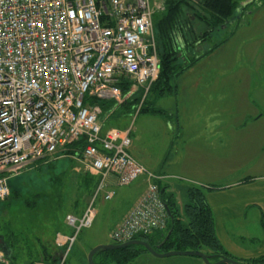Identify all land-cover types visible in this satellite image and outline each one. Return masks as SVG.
<instances>
[{
  "label": "built area",
  "instance_id": "built-area-1",
  "mask_svg": "<svg viewBox=\"0 0 264 264\" xmlns=\"http://www.w3.org/2000/svg\"><path fill=\"white\" fill-rule=\"evenodd\" d=\"M164 9L163 0H0V202L18 172L53 160L73 142L83 144L81 170L99 178L83 213L66 215L72 235L57 234L56 264H65L77 234L93 224L94 199L114 196L111 178L116 186L146 179L111 230L114 243L167 227L159 183L171 177L139 163L129 152L130 130L104 128L96 103H122L157 80L153 20ZM8 263L0 248V264Z\"/></svg>",
  "mask_w": 264,
  "mask_h": 264
},
{
  "label": "rangeland",
  "instance_id": "rangeland-1",
  "mask_svg": "<svg viewBox=\"0 0 264 264\" xmlns=\"http://www.w3.org/2000/svg\"><path fill=\"white\" fill-rule=\"evenodd\" d=\"M194 11L199 12L195 6L190 9L183 7L182 14L188 22L182 18V25L191 28L197 35L204 27L195 18ZM155 15L156 20L161 17V13L156 12ZM237 23L224 31L227 35L224 43L206 54H200L199 59L191 65L194 66L191 71H187L191 68L188 67L173 79V86L178 88L177 96L172 92L173 89L163 92V95L160 92L158 96L156 89H152L141 104L136 99L134 111L125 112L126 105L133 102L135 96L142 97L141 92L126 98L122 103H113L109 110L100 108L104 128L111 126L130 130L131 151L137 159H142L147 168H156V171H164L172 176L180 167L174 163V157L177 152L178 155L182 152V156L185 152L182 151L181 140L174 137L176 129L171 128L167 115H175L176 108L179 115L195 110V106L204 103L202 98L206 95L210 101L216 99V95L212 98V95L204 93L208 88L206 80L220 79L219 95L223 108H236L239 111L255 106V99L253 94H249L251 91H248L247 84L237 82L241 77L252 78L255 82L264 80V4L256 8L249 6ZM211 44L212 41L206 43L207 46ZM194 50L198 49L194 47ZM188 52L184 57H187ZM230 78H235L234 85L227 83ZM229 88H233L230 90L231 95H227ZM144 107L161 109V112H146L143 111ZM78 156L62 151L57 157L54 156L53 161L38 167L28 165L9 180L10 194L0 202V241L6 240L11 247L15 264H29L31 260L40 262L44 251L51 254L56 250L54 243L58 233L72 235V227L66 223L65 217L67 214L80 216L83 213L92 198V184L98 178L81 170ZM181 163L184 165L185 159ZM142 182L143 177L140 176L128 185L114 187L112 198L104 200L98 195L94 199L93 224L77 234L64 256L65 264H88L90 249L112 242L110 232L136 201L142 190ZM168 182L170 186H176L177 207L182 210L188 200L184 196V189L192 184L186 181L180 183L178 178L169 179ZM145 254H138L128 264H189L190 259H196L189 255H171L151 260L150 255ZM96 255L94 262L99 260V254Z\"/></svg>",
  "mask_w": 264,
  "mask_h": 264
},
{
  "label": "crops",
  "instance_id": "crops-1",
  "mask_svg": "<svg viewBox=\"0 0 264 264\" xmlns=\"http://www.w3.org/2000/svg\"><path fill=\"white\" fill-rule=\"evenodd\" d=\"M208 42L196 44L194 47L198 49L197 51L193 52L194 47L190 48L187 57L183 58L185 62L191 61L193 56L199 59L200 54L209 52L211 45L207 46ZM191 65L187 71H191L194 67ZM228 80L229 85H234L236 82L235 78ZM206 81L208 88L204 93L212 95V98L216 95V99L210 101L206 95L202 98L204 103L195 106V110L179 115L176 108L175 115L172 113L167 115L170 117L168 122L171 128L176 129L174 137L181 140L180 144L185 154L184 156L182 152L180 155L178 152L175 154L174 163L180 167L173 172L171 178L160 182L162 196L171 195L174 208L182 214L184 205L182 210L177 207L175 197L176 194L178 195L177 188L175 185L170 186L169 179L178 178L180 183L186 181L192 184L186 186L184 196H187V188L202 187L212 213L216 238L225 251L243 260L262 257L264 256V80L259 79L255 82L252 78H239L237 84H247L248 91H251L249 94H253L255 99L253 101L255 106L239 111L236 108L222 107L219 95L220 79L211 78ZM177 89V86H174L172 91L176 96ZM231 89L233 88L228 89L227 95H231ZM129 152L143 164L142 159H137L132 153L131 147ZM184 159L183 165L181 161ZM228 162H231L229 166ZM146 169L154 174L168 175L164 171H156V168L152 170L146 167ZM141 177H143L142 190L138 197L146 188V179L144 176ZM114 187H116L114 178H111L110 188L114 190ZM58 252L56 248L54 254L57 258ZM145 253L150 255L148 252ZM160 258L150 255L151 260ZM99 261L100 257L95 263ZM188 262L203 264L198 258L190 259Z\"/></svg>",
  "mask_w": 264,
  "mask_h": 264
},
{
  "label": "trees",
  "instance_id": "trees-1",
  "mask_svg": "<svg viewBox=\"0 0 264 264\" xmlns=\"http://www.w3.org/2000/svg\"><path fill=\"white\" fill-rule=\"evenodd\" d=\"M243 2H245V0L164 1L165 9L164 11L159 12L161 13V17L156 20L157 15H155L153 20L154 35L160 61V73L157 80L152 83L151 90L156 89L155 93L157 96L160 92L162 94L165 91H171L174 88L173 79L179 75L180 72L188 68L194 61L198 60V58L193 56L191 61L185 62L183 55L186 54L187 50H190L191 47L205 41H212L209 50L224 43L227 39V35H225L226 33L224 31L229 26H236L238 24L237 21H239L242 15L246 13L249 6L256 8L258 5L264 4V0H251L243 6ZM193 6L199 10V12H193L195 18L204 27L197 35L192 32L191 28L182 25V18H184L182 14L183 7L190 9L193 8ZM185 21L188 22V20L184 18V22ZM134 98L135 100L133 102L126 105L127 109L125 112H131L136 109V99H139L140 101L141 97L135 96ZM96 103L102 110L104 109L106 111L109 110L114 102L110 103V101L106 100H96ZM144 108L145 110L143 111L146 112L150 111L156 114L161 112V109L154 107H148L147 109L146 107ZM82 146V142H73L69 145L67 152L77 156L81 152ZM51 161L53 160L47 161V163ZM40 164H43V162L37 161L32 165L38 167ZM95 184L94 181L92 189ZM186 191L188 201L183 206L182 214H180L177 208H174L173 197L171 195H163L169 213L168 224L163 232H156L150 236L142 234L136 238L143 239L159 253L176 250H194L212 255L213 257L210 262L216 261L220 257L225 256L233 260L235 259L242 264H264V256L243 260L237 259L226 252L216 238L215 229H213L212 213L210 207L207 205L204 189L196 186L189 187ZM182 217L184 219H182ZM2 246H4L9 252L7 256L9 261L8 264H15L11 247L6 240L5 242L2 241L0 243V248H2ZM142 252L147 251L143 246L141 247L139 245H131V247L119 248L118 250H108L107 252L97 253L99 254L100 261L95 264H128V262ZM57 260L56 254H50L47 251H44L43 255L40 256V261L46 262L47 264H56ZM34 261L35 260L29 261V264L34 263Z\"/></svg>",
  "mask_w": 264,
  "mask_h": 264
},
{
  "label": "water",
  "instance_id": "water-1",
  "mask_svg": "<svg viewBox=\"0 0 264 264\" xmlns=\"http://www.w3.org/2000/svg\"><path fill=\"white\" fill-rule=\"evenodd\" d=\"M251 0H245V2L242 3L243 6H245L247 3H249ZM1 243V241H0ZM131 245H139L143 246L144 249L150 254V255H155L157 257H165V256H171V255H183V256H194L198 259H201L205 264H242L241 262H238L237 260L230 259L228 257L222 256L216 261L210 262L212 259V255H208L206 253H203L201 251H194V250H188V251H165L163 253H159L156 251L155 248H153L151 245H149L147 242H145L143 239H132L128 242L124 243H119V244H113V243H108V244H99L93 247L92 249L89 250L87 254L88 258V264H95L94 262V257L97 253L101 252H107L108 250H118L119 248H127L131 247ZM159 247V246H157ZM1 250L4 251L5 255L8 256L9 252L6 250L4 246H2Z\"/></svg>",
  "mask_w": 264,
  "mask_h": 264
},
{
  "label": "bare ground",
  "instance_id": "bare-ground-1",
  "mask_svg": "<svg viewBox=\"0 0 264 264\" xmlns=\"http://www.w3.org/2000/svg\"><path fill=\"white\" fill-rule=\"evenodd\" d=\"M165 0H163V2H164ZM151 90V86H149L148 87V89H147V91H145V90H141V96H143L144 98L147 96V92H149ZM101 118V117H100ZM25 169V168H24ZM98 180H99V178H97V182H98ZM97 182H96V184H97ZM112 241V240H111ZM111 243H113V244H117V243H114L113 241L111 242ZM3 251V250H2ZM3 253H4V251H3ZM5 254V253H4Z\"/></svg>",
  "mask_w": 264,
  "mask_h": 264
}]
</instances>
